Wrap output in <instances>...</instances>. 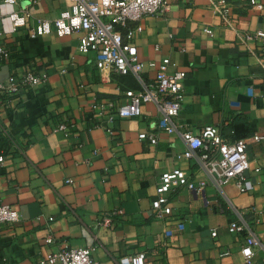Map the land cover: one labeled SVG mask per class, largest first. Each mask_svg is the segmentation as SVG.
I'll list each match as a JSON object with an SVG mask.
<instances>
[{"label":"crops","instance_id":"crops-1","mask_svg":"<svg viewBox=\"0 0 264 264\" xmlns=\"http://www.w3.org/2000/svg\"><path fill=\"white\" fill-rule=\"evenodd\" d=\"M249 1L168 0L158 13L117 25L124 40L127 28L134 30L146 83L162 62L186 73L183 109L171 134L156 127L158 111L151 102L141 105L140 117H95L90 105L126 103L121 91L138 89L135 77L100 71L92 53L78 52L82 31L30 38L26 27L13 30L7 16L13 7L2 6L0 42L11 54L0 59V79L43 71L47 81L2 98L0 135L7 149L0 204L17 209L20 220L0 223V264H37L77 247L90 248L97 264H118L139 251L145 264H245L247 233L228 230L237 213L259 239L249 264H264V140L247 145L249 192H240L233 181L218 187L196 160L179 157L187 149L184 130L198 133L212 125L228 142L264 133V45L238 38L264 30V0ZM69 4L39 0L30 23L53 20ZM63 121L68 134L53 132ZM141 130L154 131L157 142L138 139ZM172 168L207 183L202 190L176 189L169 194L172 213L158 218L151 201L160 174ZM118 209L123 212L114 214ZM106 216L109 225L103 224ZM47 236L52 242H45Z\"/></svg>","mask_w":264,"mask_h":264},{"label":"built area","instance_id":"built-area-1","mask_svg":"<svg viewBox=\"0 0 264 264\" xmlns=\"http://www.w3.org/2000/svg\"><path fill=\"white\" fill-rule=\"evenodd\" d=\"M70 4L63 9L53 20L36 18L33 23L32 9L39 0H0V21L3 15L2 6L9 5L13 9L7 13L12 29L19 27L28 29V36L36 38L54 32L59 36L69 35L74 31H82V36L77 45L78 52L93 54L94 64L100 71L115 72L121 75L131 73L138 81V89H124L122 95L128 101L122 105H116L113 101H96L90 105L92 114L99 120L106 119L109 122L114 117H140L142 104L151 102L156 106L158 118L156 127L166 133L177 131L173 119L183 109L184 89L183 81L185 71L169 68L168 62L159 63L155 76L151 82L143 80L142 72L144 64L137 60V49L132 42L134 30L127 28V39L117 30V25L125 27L128 21H139L151 14L164 10L168 0H69ZM254 4L256 0H250ZM202 31L213 35L210 27H202ZM3 31L0 27V37ZM243 43L258 40L264 45V30L258 29L252 33L238 35ZM10 49L0 42V59L10 57ZM151 65L153 63H150ZM47 81L46 72L34 73L26 71L19 76L8 74L0 79V108L4 106L3 97L9 94H17L25 88H32ZM69 125L59 122L53 127V132L68 134ZM112 133L110 128L106 129ZM180 136L187 144V149L180 153L179 157L194 159L198 162L218 187L233 181L240 192H249L253 188L252 181L246 175L251 169L247 155V145L250 141L264 140V133H253L247 137L237 138L228 142L220 134L215 126L208 125L200 129L198 133L191 130L180 132ZM138 139L157 142V134L154 131L141 130ZM5 156L0 154V166L4 163ZM259 172L260 168L253 169ZM70 182L71 179H67ZM206 180L190 178L184 170L172 168L163 171L156 185L157 196L151 201L153 216L162 218L172 213L169 202V194L180 187L190 190H202ZM118 209L113 213H122ZM230 221V232L246 231L245 243L241 247V254L245 264H249L254 255V247L259 244V239L252 228L242 218L241 214ZM20 215L17 209L10 205L0 204V223H17ZM111 217L103 219L104 225H109ZM182 223L178 224L181 228ZM216 236V231L211 232ZM46 243L52 242L51 236L45 238ZM118 264H145V252L139 251L133 255L123 256L118 259ZM37 264H97L93 258L91 249L77 247L61 249L38 260Z\"/></svg>","mask_w":264,"mask_h":264},{"label":"trees","instance_id":"trees-1","mask_svg":"<svg viewBox=\"0 0 264 264\" xmlns=\"http://www.w3.org/2000/svg\"><path fill=\"white\" fill-rule=\"evenodd\" d=\"M7 145V139L5 137H2L0 135V154L5 155V151H6V146Z\"/></svg>","mask_w":264,"mask_h":264}]
</instances>
